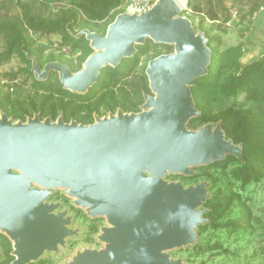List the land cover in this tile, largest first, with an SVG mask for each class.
<instances>
[{
    "label": "water",
    "instance_id": "95a60500",
    "mask_svg": "<svg viewBox=\"0 0 264 264\" xmlns=\"http://www.w3.org/2000/svg\"><path fill=\"white\" fill-rule=\"evenodd\" d=\"M181 11L173 0H156L139 14L117 15L104 36L81 30L94 52L75 73L31 58L35 80L53 71L64 89L85 93L104 67L132 57L145 39L173 46L148 62L153 96L144 94L140 112L118 110L87 125L38 114L13 122L0 113V233L12 243L10 264L36 262L74 234L66 213H54L59 204L46 202L55 189L109 224L98 236L102 249L78 252L67 264H183L166 251L195 243L196 229L208 222L202 205L209 184L184 188L163 177L191 176L190 168L227 155L241 160V146L225 138L220 122L187 128L199 115L190 87L207 73L211 51Z\"/></svg>",
    "mask_w": 264,
    "mask_h": 264
},
{
    "label": "trees",
    "instance_id": "16d2710c",
    "mask_svg": "<svg viewBox=\"0 0 264 264\" xmlns=\"http://www.w3.org/2000/svg\"><path fill=\"white\" fill-rule=\"evenodd\" d=\"M54 1H66L67 5L59 8L53 15L41 16L34 14L27 4L17 0L16 5L22 8L21 16L0 15V40L4 42V49L0 52V66L9 63L13 57H18L23 65L16 72L3 75V78L12 82L6 85L12 86L20 74L26 80H31V92L25 95L21 90L13 89L11 94L0 89V112H4L13 122H25L27 118L38 114L41 120L49 117L51 121H55L62 116L66 123L75 120L84 125L93 123V115L99 114L101 110L110 114H115L118 110L124 113L140 112L144 94H151L145 74L146 66L155 57L172 53L173 46L145 39L142 45L135 46L136 52L132 57L122 59L116 67H104L97 81L85 93L64 89L57 73L53 71L49 72L44 81H37L31 71V58H35L40 67L57 61L65 64L72 73L79 71L94 51L89 46V41L78 33L88 29L104 36L108 26L118 15L115 11L125 0H42L41 5L46 7ZM202 1L188 0L187 8L193 14H202L210 21H218L220 14L212 0H204L208 3L205 11ZM249 1L250 15L264 5V0ZM228 19L229 16L224 17V21ZM203 33L211 51L210 63L207 73L196 78L190 87L199 115L189 120L187 128L197 130L208 123L220 122L225 138L241 146V160L227 155L221 161L195 168L196 173L183 176V179L209 181L212 180L211 171H228L221 186H215L217 178L209 186V191L213 190V193L203 204L207 209L204 217L208 222L198 226V234L212 229L223 231L228 237L237 234L249 236L253 234L252 207L236 187L244 191L250 185L264 180V54L256 61L239 65L237 49L220 51L216 39L210 35L211 29ZM32 34L58 36L62 49H66L68 53H78L77 62L74 63L65 56L63 51L58 55H45V47L37 44ZM227 67L233 69L224 76ZM216 93L232 98L243 94V100L234 101L229 107L214 112L211 98ZM231 165L235 166L230 168ZM232 211H235L234 216H231ZM217 247L213 245L210 249ZM0 249V264H10L14 259L11 255L12 243L2 233ZM30 264L48 263L37 260Z\"/></svg>",
    "mask_w": 264,
    "mask_h": 264
},
{
    "label": "rangeland",
    "instance_id": "374dc122",
    "mask_svg": "<svg viewBox=\"0 0 264 264\" xmlns=\"http://www.w3.org/2000/svg\"><path fill=\"white\" fill-rule=\"evenodd\" d=\"M17 0H0V15L8 14L11 16H21L22 8L16 5ZM187 1L183 7L180 15L188 18L194 30L198 32H205L211 29V37L215 38L217 47L220 51L228 48L237 49L236 54H239L238 64L245 65L256 61L264 54V5L254 14H249V0H212L213 6L218 10L220 19L218 21H210L202 14H193L187 8ZM23 4H27L32 12L36 15L50 16L53 15L59 8L67 5V2L54 1L48 3L46 7L41 5L42 0H20ZM156 0H125L123 4L115 11L116 14L122 13H139L150 9ZM134 11L131 7L134 5ZM203 11L208 7V3L204 0L201 2ZM221 4V7L219 6ZM138 5V6H137ZM136 8V9H135ZM137 10V11H136ZM228 17V21H224V17ZM37 44L45 47V55L62 53L60 46V38L56 35H42L32 34ZM4 49V42L0 40V52ZM67 52V51H66ZM68 58H71L74 63L77 61L78 53H65ZM164 54V53H163ZM23 65L18 57H13L9 63L0 66V89L3 92L13 93L20 91L22 94L31 92V80H26L23 74H20L13 87L14 91H10V87L6 84L12 82L3 75L8 72H16ZM233 68L227 67V74H230ZM58 76V73H57ZM5 81L6 83H1ZM150 95L153 96L151 93ZM214 112H219L222 109L229 107L232 102H240L243 100V94L232 98L216 93L211 98ZM140 111H142L140 107ZM1 113V112H0ZM105 110H101L99 114L93 115L95 117L104 118L109 116ZM116 114V113H115ZM114 114V115H115ZM34 116V115H33ZM32 116V117H33ZM29 117V118H32ZM10 119V118H9ZM43 120V119H42ZM17 122V121H15ZM215 127V124H212ZM191 130V129H189ZM235 165H231L233 168ZM229 168V170H230ZM194 173L197 172L195 168H190ZM228 171L221 172L213 170L212 180L199 179L198 181H184L183 175L166 173L163 180L167 183H181L184 188L193 186L196 183L211 182L217 178L216 187L221 186L224 182V176ZM244 198L249 200V204L253 211V234L247 236L237 234L228 237L223 231L207 229L198 234L196 229V241L193 245L182 247L179 249H172L166 251L169 258L172 260H181L183 264H264V180L258 184H252L242 191L236 187ZM208 195L213 193V190H207ZM57 196H54V195ZM47 203L59 204L54 213L64 211L69 217L70 223L67 226L69 230L74 232L73 235L67 237L63 245H58L55 251L44 252L38 260H45L48 264H67L71 262L72 258L84 250H99L104 247L98 236L101 234V228L109 227L104 217L91 218L86 214L85 208H80L74 205V199L67 197L62 189H55L51 192ZM203 208H205L202 205ZM206 209V208H205ZM235 211L231 212L234 216ZM205 218V217H204ZM96 228V230H94ZM217 245V249H210L211 246ZM1 252V249H0Z\"/></svg>",
    "mask_w": 264,
    "mask_h": 264
},
{
    "label": "bare ground",
    "instance_id": "6f19581e",
    "mask_svg": "<svg viewBox=\"0 0 264 264\" xmlns=\"http://www.w3.org/2000/svg\"><path fill=\"white\" fill-rule=\"evenodd\" d=\"M136 1V0H134ZM181 9L185 6L186 0H173ZM136 3L131 7V11H134ZM138 6V5H137ZM136 9V8H135ZM137 11V10H136Z\"/></svg>",
    "mask_w": 264,
    "mask_h": 264
},
{
    "label": "built area",
    "instance_id": "2783aa9c",
    "mask_svg": "<svg viewBox=\"0 0 264 264\" xmlns=\"http://www.w3.org/2000/svg\"><path fill=\"white\" fill-rule=\"evenodd\" d=\"M139 13H141V12H139ZM138 13V14H139ZM62 51L64 52V53H68V51L66 50V49H62ZM67 51V52H66ZM1 83L3 84V83H6L5 81H1ZM10 89V91H12L13 90V87H10L9 88Z\"/></svg>",
    "mask_w": 264,
    "mask_h": 264
}]
</instances>
